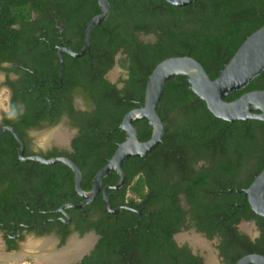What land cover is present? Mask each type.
<instances>
[{
	"label": "trees",
	"instance_id": "obj_1",
	"mask_svg": "<svg viewBox=\"0 0 264 264\" xmlns=\"http://www.w3.org/2000/svg\"><path fill=\"white\" fill-rule=\"evenodd\" d=\"M109 1L110 14L94 27L85 56L75 59L63 54L60 85L55 51L61 43L81 51L87 23L101 12L98 0H0V71H12L1 66L5 62L16 67L17 60L31 58L36 61L32 70L41 78L18 70L21 76L11 84L15 93L11 105L17 113L15 102L20 99L24 110L11 125L18 132L34 126L32 116L39 109L41 119L50 124L64 115L70 118L80 130L73 141V161L83 173L84 191L91 190L96 173L126 139L121 121L127 112L143 106L149 74L158 63L189 56L214 80L241 44L264 25V0H196L183 8L165 0ZM32 12L38 17L35 21ZM149 35L153 41L140 39ZM25 50L35 52L28 58L19 56ZM119 53L117 65L126 76L117 88L105 74ZM255 90H264V72L225 101ZM74 95L83 96L92 110L74 112L70 103ZM49 104L61 105L60 114L47 116L44 110ZM157 113L164 125L163 142L147 155L124 162V185L107 192L112 208L124 206L126 195L132 194L136 199L130 202L141 209L142 218L126 210L110 214L102 195L76 211L90 213L88 220L76 224V231L100 236L92 256L104 264L123 254L137 257L138 264H195L196 258L172 239L181 228L190 227L184 226L187 214L191 226L208 239L221 238L219 249L226 264L263 252L264 218L251 211L243 190L264 168V122L230 124L215 118L191 91L186 76L167 82ZM133 126L139 141L150 138L147 119ZM1 159L8 168L7 173L0 172L2 225L11 221L34 225L52 217L42 212L81 202L74 192V175L65 174V165H22L15 154ZM119 180L113 171L102 187L115 186ZM181 196L188 210L182 209ZM252 219L261 233L254 242L236 228L240 221ZM124 231L130 232V239L124 238ZM4 238L8 250L16 248L7 235Z\"/></svg>",
	"mask_w": 264,
	"mask_h": 264
},
{
	"label": "water",
	"instance_id": "obj_2",
	"mask_svg": "<svg viewBox=\"0 0 264 264\" xmlns=\"http://www.w3.org/2000/svg\"><path fill=\"white\" fill-rule=\"evenodd\" d=\"M168 4L183 8L191 5L196 0H165ZM101 12L93 16L86 25L84 31L83 45L79 53L71 50L70 47L60 48L57 52L59 59L58 78L59 83L62 82V73L64 61L62 52L67 53L75 59L85 56L87 53L92 32L94 27L101 25L109 16L111 5L109 0H98ZM119 57V55L117 56ZM117 61L113 70H117ZM264 72V25L252 33L237 49L220 74L214 80H211L204 68L193 58L189 56L170 57L158 63L149 74V79L145 87L144 103L140 108L132 109L127 112L122 121L120 128L126 133V139L117 146V149L109 161L96 173L90 191H83L81 187L82 173L80 169L68 158L58 157L54 159H45L43 157L24 158V145L17 137L12 128H5L15 136L17 142L21 145L19 159L21 162H39L43 165L52 166L58 163L65 164L74 174V190L79 198L83 201L78 204H66L60 208L63 212L65 209H81L85 205L93 202L100 193H102L107 211L110 214H116L119 210L125 209L120 207L111 208L108 191H117L125 183V174L122 166L124 162L131 158L145 156L155 148H157L164 139V125L157 113L164 89L167 82L176 76H186L191 91L201 99L208 111L217 119L228 122L230 124L241 121H260L264 122V90H255L244 93L234 101L227 102L225 98L233 93L241 91L247 87L256 77ZM121 85H119L120 87ZM147 119L152 127V134L146 141H139L138 133L134 123ZM0 132V133H1ZM116 171L120 180L115 186L102 187L103 179L111 172ZM243 194L248 202L251 211L264 218V168L253 179L251 184L243 190ZM127 209V208H126ZM193 231L187 232V234ZM194 234V233H193ZM93 240V234H89L87 239ZM179 235L175 240L181 243ZM70 257L80 258L84 253H88V245L82 250L69 249ZM63 251L58 252L54 256L62 259ZM64 262L67 261L63 256ZM74 262V260H72ZM235 264H264V256L256 253L245 255L239 258Z\"/></svg>",
	"mask_w": 264,
	"mask_h": 264
},
{
	"label": "flooded vegetation",
	"instance_id": "obj_3",
	"mask_svg": "<svg viewBox=\"0 0 264 264\" xmlns=\"http://www.w3.org/2000/svg\"><path fill=\"white\" fill-rule=\"evenodd\" d=\"M37 18L38 17L36 15V13L32 12L31 19L33 21H35V20H37ZM61 23H63V20ZM59 28L62 29L61 26H59ZM140 37H141L140 39L144 40V41H149V40L153 41L154 40V37L152 35L145 36V37L140 36ZM64 47H68V46L64 43H61L55 51L56 55H57L58 50L60 48H64ZM34 52L35 51H31V50L26 51L25 50V51H22L19 56H24V57L28 58L32 54H34ZM63 54H65V52H62V58H63ZM118 55L120 57V53ZM117 56L115 57V62H114L113 67L105 74V78L107 80H109L111 83L115 84L117 88H120L122 86V84L119 82V79L125 78V76H126L125 72L121 71L118 68V70L121 72V75L119 76V78L117 77V82H112L108 77L109 72L114 68L116 61L119 58ZM57 57H58V55H57ZM63 61H64V59H63ZM35 63H36V61H34L33 59L30 58L27 61L17 60L16 64H18V65L16 67H14V65L12 63L5 62V63L1 64L2 67L7 68V69H11L12 71H9V72L0 71V73H2L1 86L4 87L9 94L8 95V102H7V111L0 114V132L2 129H5V128H12L14 130L15 134L22 141V143L24 145V151H23V157L24 158H30V157H34V156L43 157L45 159H54V158H58V157H66V158L70 159L76 165V163L73 161V159H74L73 155L75 154L73 141L80 134V130L77 126H73L72 120L70 118H68L67 116H65V115L61 116L60 120H58L57 122H54L53 124H50L48 120H45V119L42 120L41 119V109H39L37 111V113H35V115L32 116L33 120L35 121L34 126H32L30 128H25L24 130H22V132H18L11 125V123H13V121L15 119H17V116H20V114L24 110L23 104L20 102V99H18V101L15 102V106L17 107L18 111H17V113L13 112L11 100L13 99L15 93L12 90L11 84H13V85L17 84V81L19 80V77L21 76V73H19L18 70H21L24 72H30L34 75L33 77L35 79H41L40 77L36 76L34 73V70H32L31 65L34 66ZM58 84L62 85L63 81L61 83H59V81H58ZM119 85H121V86L119 87ZM67 99L68 98L66 96L63 97L62 102H61V104H63V106L66 105ZM63 101H64V103H63ZM70 103L72 104L73 111L76 113H78V112H90L93 108L92 106H90L88 101L81 95H74V97L71 99ZM45 109L46 110H44V111H47V116H49L50 118L54 117L57 114H60V112L62 111L61 105H60V107H57V106L49 104ZM42 115L44 116L45 114H43V112H42ZM62 126H63V128H60ZM47 133H49V135H48L47 139H45V137L42 135L47 134ZM59 135L63 137V140L58 139ZM41 136H42V138H41ZM112 144L116 145L115 142H113ZM20 151H21V145L15 139V136L13 135V133H11L9 130H3L0 133V159L3 156L5 158H8V156H9V158H10L11 155L15 154L17 156L18 162H20L22 165L30 164V163H33V164L38 163L39 164V162H34V161L24 162V163L21 162L19 159ZM98 153H101V152L98 151ZM47 157H50V158H47ZM1 160H0V172L4 174V173H7V171H8L7 163H5V165H3V160L2 161ZM58 164H62V163H58ZM58 164H56V165H58ZM93 164H95V162H93V161H91L89 163V165H91V166ZM56 165H52V166H56ZM63 165H65V164H63ZM64 171H65L66 175L72 173V171L69 169V167L67 165H65ZM125 180H126V176H125ZM82 183H83V173H82ZM82 183H81V187H82ZM102 183H103V181H102ZM74 192H75V190H74ZM86 192H88V191H86ZM101 195H102V193H100L96 199H98ZM76 196H77V194H76ZM108 197H109V195H108ZM132 197H134L132 194H127L125 197V203L126 204L124 206H119L117 208L124 207L125 209H121V210H126L130 213L138 215V218L141 219L143 216L141 209L138 210L137 208L132 206V204L130 202V198H132ZM17 198H23V197L18 196ZM23 199H25V198H23ZM82 201L83 200L81 199V202ZM93 202H91V203H93ZM91 203H89V204H91ZM66 204H71V203H66ZM66 204H64V205H66ZM89 204H87V205H89ZM64 205H62V206H64ZM74 205H78V204H74ZM87 205H85V206H87ZM62 206H60L58 209H55V210H48L46 212H42L43 214L50 215L52 217L47 218V219L43 220L42 222H39V223L34 224V225H25L22 223L16 224V223H13V221L9 222L7 226H4V225H2V223H0V233H2L3 243L5 246L6 252L15 253L19 249V246L21 244H23L27 238H32L35 241L41 242V239L49 237L51 240H56V245L62 247L63 244L66 242V240L71 235H77L78 237L82 238L83 236H86V235L88 236L89 234H93L94 239L88 242L89 243L88 244V250H89L88 253H84V255H82L80 258L70 257V256H72L70 254V251H69V249L71 247H69L67 250L64 251L66 254V256H65V259L67 261L66 264H104L105 262L103 260H101L100 258L96 257V255L92 256V253L98 244L100 236L98 234H96L94 231H89V232L84 233L83 235H80L79 232L76 231V229H75L76 224L78 222L88 220L90 218L89 217L90 213L87 211L86 212L88 213L89 216L86 215L84 210L80 214L76 213L77 210H82L85 206L81 209H65L63 212H61L60 208ZM181 207L183 210H188V207L186 206L182 196H181ZM117 208H112V209H117ZM106 209H107V206H106ZM69 210L74 211V213L69 212ZM121 210H119V211H121ZM38 213L41 214V211ZM189 225H190V227L188 229L181 228L178 233L173 235L172 239H173L174 243L176 244V246L178 248H185L186 250H188L189 253L194 258H196L197 261L195 264H226L225 259L221 256L220 249H219L220 244H221V238L219 236L215 235L212 239H208L205 234L199 232L195 227L191 226L192 220L190 219V216L187 214L185 216V219H184V226H189ZM240 225H243L247 228H248V226H250L248 228V232L245 231L244 229H243L244 231H241ZM137 227H138V224H137ZM236 228L240 234L247 236L249 238V240L252 242L257 240L261 234L259 228L257 227L256 221L254 219L248 220V221L242 220L237 224ZM251 229L254 230V233L252 235L250 233ZM134 230H135V227L131 228L130 231H134ZM189 231H193V233H194V234L193 233L188 234L187 236H189V238L182 237L183 240L181 243H178L175 240L177 235H179L181 233H186ZM65 233H67V234H66V237L63 241L62 240V234H65ZM4 234L7 235L10 242L15 245V247H16L15 249L8 250V245L5 242ZM191 236H195V237L190 238ZM130 237H131L130 232L124 231V238L130 239ZM196 237L201 241L200 244H202V245L192 243L193 239H197ZM86 245H87V242H86V244H84L81 247H84ZM208 245H209L210 249L206 250L204 246L207 247ZM208 251H210V252H208ZM254 253L264 256V251L263 252L261 251V253H257V252H254ZM55 254H58V252L54 253L52 255H55ZM52 257L54 259H56L55 261H53L54 264L55 263L61 264L62 261L57 260L58 256H51V258ZM72 260H74V262H72ZM106 264H138V259H137V257H132L130 255L123 254L122 257L117 256L111 260H108V262Z\"/></svg>",
	"mask_w": 264,
	"mask_h": 264
},
{
	"label": "rangeland",
	"instance_id": "obj_4",
	"mask_svg": "<svg viewBox=\"0 0 264 264\" xmlns=\"http://www.w3.org/2000/svg\"><path fill=\"white\" fill-rule=\"evenodd\" d=\"M120 75L121 72L118 69L117 70L112 69L109 72L108 77L112 82H117V77L119 78ZM1 81H2V73H0V114L7 111V102L9 95L7 90L1 86ZM60 128H63V126ZM48 135L49 133L44 134L42 136H44L45 139H47ZM240 227H241L240 230L244 231L243 228L245 226L240 225ZM249 227L250 226H248V228ZM250 233L252 235L254 233V230L251 229ZM187 235H188L187 232L179 234L180 237L185 236V238H189V236ZM86 238L87 235L83 236L82 238L78 237L77 235H71L66 240V242L63 244L62 247L56 245V240H51L49 237L41 239V242L35 241L32 238H27L24 241V243L19 246V249L15 253H8L5 250L2 233H0V264H47V263L52 264V262L56 260L53 257L51 258V256H54L52 254L60 251L64 252L71 246L72 248L78 251V249L76 248H78L79 246H83L84 244H86V242L88 245L89 244L88 242L91 241V239L89 238L85 241ZM204 247L206 250L210 249L209 245L207 247L206 246ZM62 255L64 257L66 256V254H62ZM63 256L62 259H58V260L61 261L64 260Z\"/></svg>",
	"mask_w": 264,
	"mask_h": 264
},
{
	"label": "bare ground",
	"instance_id": "obj_5",
	"mask_svg": "<svg viewBox=\"0 0 264 264\" xmlns=\"http://www.w3.org/2000/svg\"><path fill=\"white\" fill-rule=\"evenodd\" d=\"M58 139L59 140H63V137L62 136H58ZM244 230H246V231H248V228L247 227H244L243 228ZM183 237H185V236H183ZM193 237H195V236H192L191 238H193ZM182 238V237H181ZM180 238V239H181ZM197 238V237H196ZM198 239V238H197ZM193 239L192 241H193V243H195V244H200L201 243V241L198 239ZM181 240H183V238L181 239ZM200 241V242H199ZM200 245H202V244H200ZM86 246H84V247H81V246H79L78 248H76V249H78V250H81V249H84ZM55 261V260H54ZM61 261V260H60ZM63 262H64V260H62V262H61V264H63ZM52 264H54V262H52ZM55 264H58V263H55Z\"/></svg>",
	"mask_w": 264,
	"mask_h": 264
}]
</instances>
